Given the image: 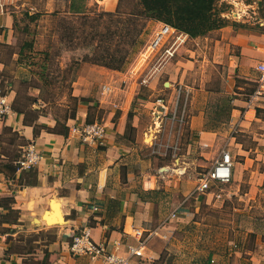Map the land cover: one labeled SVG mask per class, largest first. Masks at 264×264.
I'll return each instance as SVG.
<instances>
[{
	"label": "crops",
	"instance_id": "crops-1",
	"mask_svg": "<svg viewBox=\"0 0 264 264\" xmlns=\"http://www.w3.org/2000/svg\"><path fill=\"white\" fill-rule=\"evenodd\" d=\"M13 1L0 0V46L12 44L14 14L5 5L18 8ZM245 5L241 1L236 8L243 10ZM240 14L244 21L245 14ZM159 23L155 21V28ZM141 25L135 26L137 33ZM237 26L244 23L229 22L195 38L187 35L173 58L145 83L147 60L142 58V47L123 71L119 67L127 63L125 48L116 59L118 65L83 63L69 78V95L76 100L72 98L63 119L31 106L22 113L12 109L0 123V137L8 129L16 132L19 142L9 138L18 148L15 154L21 156L32 143L41 158L30 169L13 172L7 163L15 154L0 150V264H106L70 250L72 236L84 228L94 241L120 255H127L129 246L139 247L135 229L152 233L130 264H171L159 261V242L165 238L171 243L173 231L186 229L190 220L205 223L201 208H220L226 196L238 195L246 175L244 194L254 202L264 183V107H247L246 98L260 74L256 66L264 63V32H243ZM50 54L46 76L66 78L55 74L53 47ZM222 63L227 64L231 109L218 103L210 118L208 100L220 90L208 83L205 70ZM6 70L7 60L0 57V87ZM193 71L199 76L197 86L187 82ZM178 83L190 90V97L188 123L173 157L159 146L166 141L169 124L160 125L154 100L159 94L170 100ZM4 92L12 106L18 92L11 87ZM89 122L104 124L105 135L99 142L87 143L71 134V126ZM222 149L233 160L226 193L217 182L206 191H196L197 183L185 174L189 164L211 166ZM235 156L241 160L235 161ZM53 202L60 215L49 221L45 215L54 213ZM250 224L230 235V252L208 250L191 264H264V216L251 218Z\"/></svg>",
	"mask_w": 264,
	"mask_h": 264
},
{
	"label": "rangeland",
	"instance_id": "rangeland-1",
	"mask_svg": "<svg viewBox=\"0 0 264 264\" xmlns=\"http://www.w3.org/2000/svg\"><path fill=\"white\" fill-rule=\"evenodd\" d=\"M222 1L229 5L222 15L230 23L234 21L244 23V26H237L238 30L254 34L264 32V0ZM241 1L246 4L243 10L236 8ZM249 2L251 4H248ZM12 3H17L18 8L13 4H6L5 7L14 14L16 28L12 44L0 46V57L7 60V70L1 87L5 91L10 87L13 88L18 92L20 101L27 102L28 107H35L39 113L51 117L56 115L61 119L68 114L73 104L69 95L72 90L69 78L81 70L83 63L94 62L106 67L118 65L116 59L121 55L120 52L124 51L121 49L125 48L127 63L123 66L121 70L123 71L139 56L141 47L155 28V20L147 17L144 20L136 14L140 8L139 0H82L84 8L80 13L69 11L70 0H14ZM250 5H253V8ZM26 11L38 12L41 16L38 20L30 21L25 15ZM54 12L55 15H51ZM109 12L118 15L112 16ZM242 12L245 14L244 21H241ZM140 23H142L141 32L137 33L135 26L138 27ZM126 28L130 29V32H126ZM26 40L34 41V54H31L28 48H24L19 58L17 52ZM52 47L56 54L54 61L58 63L55 74L60 72L66 75V78L64 76L57 79L50 76L48 79L52 80V84L47 85L44 84L40 74L42 72L47 74ZM43 49H48V57L44 60L38 53ZM206 67L208 72L205 71L209 75L207 79L210 77L208 83L220 90L218 94L212 95L207 103L210 106L208 117L211 118L214 117L211 111L215 106L221 103V99L228 97L226 91L228 84L225 81L227 64ZM194 73L193 71V76L186 81L197 86L200 82L199 76ZM9 83L12 85L8 86ZM235 83L244 86L239 79H235ZM37 85L43 86L37 88ZM15 133L7 131L1 134V151L11 155L18 153L16 144L9 143V138L14 139L13 142L16 143L20 141L18 134ZM146 139L149 141V138ZM234 160L241 159L235 156ZM209 167L208 163L189 164L185 172L187 179L197 183L199 174ZM247 177L248 175L240 184L241 192L238 195L226 196L220 208H201L205 223H193L190 220L186 229L173 231L171 243L163 238L159 242V247L162 249L159 261L191 264L198 255L208 250H214L222 255L230 252L232 250H228L232 245L229 241L230 235L250 226L251 218L264 216V183L259 186V195L254 202H251L252 200H248L249 194H244L248 189ZM231 180L219 184L224 193ZM250 204L253 206L249 207ZM47 243L48 241L45 240V244Z\"/></svg>",
	"mask_w": 264,
	"mask_h": 264
},
{
	"label": "built area",
	"instance_id": "built-area-1",
	"mask_svg": "<svg viewBox=\"0 0 264 264\" xmlns=\"http://www.w3.org/2000/svg\"><path fill=\"white\" fill-rule=\"evenodd\" d=\"M186 38V34L177 31L171 25L164 22L159 23L141 49L142 58L147 60V77L142 79L143 83L148 80V76L159 71L173 58ZM256 68L260 74L253 90L247 95L246 106L260 108L264 107V63H259ZM189 97L190 90L178 83L175 85V91L173 96L169 98L170 100L164 94H159L154 100L157 106L154 114L157 116L160 125L169 124L166 141L159 146L163 147L167 154H173V157L179 150L181 133L188 123L187 104ZM11 113L13 110L8 95L0 89V123ZM70 132L84 142L96 143L104 137L105 126L100 122H89L71 126ZM40 158L41 154L34 145L32 143L27 144L20 158L14 162L16 171L30 169L39 162ZM232 165L233 160L229 151L222 149L220 156L214 159L209 169L199 174L195 190L203 192L208 190L213 182H228L231 178ZM174 215L175 213L171 214V216ZM134 234L138 238L139 247L129 246L127 255H120L117 251H108L104 244L92 239L87 228L72 236L70 250L74 254H87L92 258H101L106 264H130L131 257L141 254L139 248L152 235V233L144 235L139 229H135Z\"/></svg>",
	"mask_w": 264,
	"mask_h": 264
},
{
	"label": "trees",
	"instance_id": "trees-1",
	"mask_svg": "<svg viewBox=\"0 0 264 264\" xmlns=\"http://www.w3.org/2000/svg\"><path fill=\"white\" fill-rule=\"evenodd\" d=\"M139 5L140 8L136 12L138 16L167 23L177 31L188 35L190 38L205 35L209 31L219 29L229 23V20L222 15L229 5L222 0H139ZM83 8L84 3H82V0H70V12L80 13L83 11ZM25 15L30 21L38 20L41 16L38 12L27 13V11ZM51 15H55V12L51 13ZM14 26H16L15 22ZM33 46V40H26L17 52L18 57L20 58L22 56L24 48H28L31 50V54H34ZM38 53L42 55L43 60L48 57V49H43ZM121 68L123 67H119V69ZM44 69L43 66V70ZM40 75L44 84H52V80L48 79L43 72ZM0 89L4 92L2 87H0ZM72 98L76 100L75 97ZM229 102L230 98L228 97L221 99L222 107L225 108L228 106V109H231ZM27 107L28 103L20 101L17 94L12 102V109L18 113H22ZM64 128L67 129L66 126H64ZM8 131H10V129H8ZM12 140L14 139H11V141ZM18 158H20V154H15V157L9 160L10 163H7V167L13 172L16 171L14 162Z\"/></svg>",
	"mask_w": 264,
	"mask_h": 264
},
{
	"label": "bare ground",
	"instance_id": "bare-ground-1",
	"mask_svg": "<svg viewBox=\"0 0 264 264\" xmlns=\"http://www.w3.org/2000/svg\"><path fill=\"white\" fill-rule=\"evenodd\" d=\"M53 208H55L54 213L52 215L46 214L45 217H47V219L50 221L53 219V217L56 215L57 217H59L60 215V210H59V205L53 202ZM47 221V220H46ZM51 223V222H50Z\"/></svg>",
	"mask_w": 264,
	"mask_h": 264
},
{
	"label": "water",
	"instance_id": "water-1",
	"mask_svg": "<svg viewBox=\"0 0 264 264\" xmlns=\"http://www.w3.org/2000/svg\"><path fill=\"white\" fill-rule=\"evenodd\" d=\"M53 209H55V208H53Z\"/></svg>",
	"mask_w": 264,
	"mask_h": 264
}]
</instances>
